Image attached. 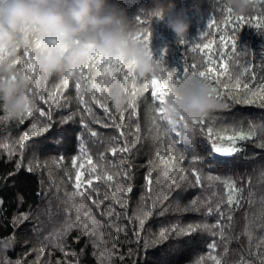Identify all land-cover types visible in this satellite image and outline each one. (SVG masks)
Returning <instances> with one entry per match:
<instances>
[{
    "label": "trees",
    "instance_id": "16d2710c",
    "mask_svg": "<svg viewBox=\"0 0 264 264\" xmlns=\"http://www.w3.org/2000/svg\"><path fill=\"white\" fill-rule=\"evenodd\" d=\"M113 2L126 10L128 18L134 26L149 29L151 32L149 47L153 51L155 58L163 61L166 72L172 69L182 72L185 63L189 66V72H191L190 65L195 57L197 66L201 70L209 66L215 68V72L208 73L211 77H215L222 72L223 68L221 65L227 63L233 79L237 75L240 76L241 85L250 79L252 74H255L256 77L253 87L264 83V0H255L256 8L244 15H239L232 10L229 11V8L225 6L224 0H171L173 5L171 14L183 12L191 23L188 33L190 42L196 40L202 43H210V46L205 47L202 52L199 49L196 52H192L190 50V42L185 45L177 43L174 34L167 27V19H153L150 26L138 22L137 17L141 20L144 19L140 9H152L155 7L153 0H113ZM237 17L241 19L237 20ZM210 19H213L214 23L211 28H207ZM204 31H207V36L200 37ZM221 34L227 36L236 35L235 52H232L231 43L229 42L228 46L223 48V54H221V41L219 39ZM165 49L166 52L163 51ZM213 61H215L214 64L212 63ZM246 67L247 70H245ZM219 78L224 82H229L227 76ZM131 80L132 77L127 82L130 90ZM209 82L212 87H216L215 79ZM58 83H60V80L56 77H51L44 81L45 95L48 92L55 91ZM136 83L137 86H141L139 81L136 80ZM151 91L152 89L149 88L137 98L136 115L129 117L131 109H128V111L124 112V120L122 121L123 130L129 134V140H133L138 136L131 151L123 154L129 158L131 164L130 174L132 176L133 191L129 194L131 197L128 201L129 214L139 203L141 196L145 194L144 176L147 173V169L154 167L159 162V158L155 155L158 145L152 139L146 118V110L149 104L153 103ZM228 91L231 92V97L225 95L222 104L229 106L219 107L207 119L211 122L213 117H215V129L228 128L229 130L225 134H231V117L234 115L243 117L242 126L245 130L248 128L249 120L254 124L264 123V108L258 106L259 101L255 105L250 106L233 105L232 101L237 96H243L244 91L242 89L240 91L231 89ZM58 96L61 99L59 106L53 105V117L54 125L64 130L63 147L49 138L54 135L53 130L50 129L49 132L29 137L28 141L24 142L25 148L21 154L19 144L15 142L30 128L31 123L35 122L36 116H28L22 120L0 119V143L7 140L15 149L10 156L6 150L0 148V199L4 201L3 206L0 207V239L9 235H14L15 239L24 236L26 232L24 229L28 228V220L32 218L34 213L31 210L38 209L43 204L49 205L48 207L52 208L55 213L65 215L64 208L66 205L64 201L67 199L66 193L72 191V183L75 179V169L72 168L71 157L79 155L80 141L77 138L83 137L84 143L93 155L94 162L97 151L102 147L99 143L93 144V138L80 124L81 110L84 106L78 103L75 81L70 80L67 88L58 93ZM85 99H90V96L85 95ZM42 106L46 110L49 107L46 104ZM109 107L111 111H115L110 104ZM94 111L97 115H103L102 109L96 106H94ZM69 114L73 116V119L61 124L62 117ZM115 114L117 117L120 115L118 112ZM4 115L5 113L0 110V117ZM137 124L140 127L139 133L136 132L135 126ZM90 126L101 133V138L106 134L118 135L111 128L103 129L98 124ZM260 141H264V130L257 129L256 136L251 140L238 141V146L242 148V151L229 158L235 160L237 167L225 169L213 165L211 168L213 174H235L245 179L251 177L252 191L256 194V203L249 205L247 200L248 185L245 183L243 194L245 198L241 201V206L231 212V221L227 220L228 213L225 212L223 223L228 225L226 233L230 237L226 245L220 242L218 236L213 237L208 233L198 234L199 239L203 241L211 242L213 239L218 241L217 254L223 253L224 248L227 247L228 251L225 258L230 264L241 257L253 261V264H259V257L264 254V245L257 246L260 242V237L264 236V217L261 216L259 203L260 195L264 194V182L259 180V173L261 169H264V148L257 146ZM206 142L205 137L198 135L196 154H200L201 146ZM121 144H123V141H121ZM74 148L76 151H73ZM162 154L166 155V153ZM106 155L110 159H116L110 153ZM150 161L153 163L150 164ZM18 162L21 165L19 169L16 167ZM79 163L80 161L78 160L77 164ZM29 166H31V171L27 170ZM86 169L87 164L85 163V169L82 170L85 172V177H82V179L86 178ZM208 170L205 167V171L207 172ZM69 171L73 172V181L68 178ZM10 172L13 175L9 176L8 173ZM160 172L161 169L156 168L152 174L153 187L157 196L162 191L161 185L164 180ZM157 177L160 178L159 183L155 182ZM191 179V176H189V180L185 181L180 188H174L168 200L163 202V206L168 208L164 217L154 214L153 217L146 221L144 230L141 233L142 238L151 239L158 232L163 221L175 222L178 219L182 224H186L193 221L206 220L209 224H214L217 219H220L216 213L205 216L203 208L199 212L175 211L178 194L181 207L186 205L192 198L199 196L203 199L207 194V189L192 185ZM94 183H100L99 192L101 196L111 194L115 190V186L108 187V185L96 181ZM215 191L221 195H226L222 187H216ZM110 203V201H105V204ZM113 206L116 207L117 211H120L118 204ZM222 207L227 208L228 205L224 204ZM21 212H30L31 215L28 220L20 223L26 225L18 231L20 224L13 227L12 221L13 217L19 216ZM97 218L101 220L102 224H105L102 229L106 233L104 239L111 246L113 243L112 237L117 235L115 227L107 226V218L100 217L98 213ZM249 221H252L253 239L251 243L244 233L245 226ZM115 224H118L123 229L118 233L119 239L116 241L114 249L116 264H160V259L164 255L161 249L166 250L167 244H159L145 251L142 247V241L138 247L136 240L132 238V225H129L123 217L115 220ZM31 228L32 232H34L33 227ZM76 235L78 233L74 230L68 239V244L71 251L80 255V264H98L99 249L94 247L92 242H88L95 238L80 234L79 239H73ZM207 251L206 245L201 244L197 246L195 252H187L177 259L179 264H191L200 254L206 255Z\"/></svg>",
    "mask_w": 264,
    "mask_h": 264
},
{
    "label": "snow or ice",
    "instance_id": "6c2138e0",
    "mask_svg": "<svg viewBox=\"0 0 264 264\" xmlns=\"http://www.w3.org/2000/svg\"><path fill=\"white\" fill-rule=\"evenodd\" d=\"M231 11V9H228ZM237 17V20H240ZM214 23L213 19H210L207 28H211ZM207 31L201 33L200 37L207 36ZM148 33L144 32L141 37L147 40ZM221 41V54H223V48L231 43L232 52L236 51V35L227 36L221 34L219 37ZM190 50L196 52L198 49L202 52L205 47H209L210 43H202L193 40ZM163 63V61H161ZM213 64L215 61L212 62ZM223 71L218 73L217 76L211 77L208 75L210 72H215V68L209 66L201 70L197 66L196 58H193V63L190 65L192 71L189 72V66L185 63L182 72L175 70V79L179 82L185 76L199 75L208 81L215 79L216 87H212V91L216 94L217 99L221 102L225 95L231 97V92L228 90L244 91L243 96H237L232 104H239L243 106L255 105L259 101L258 106L264 108V83L256 85L253 84L256 80L255 74H252L243 85L240 82V76L237 75L233 79L231 73L228 70V64L223 63ZM247 70V67L246 69ZM113 73H120L123 76L124 81L128 85L129 78L131 80V90L127 88L128 102L127 108L121 111H111L109 103L102 98L101 95L90 94L82 83V77H75L72 79L60 80V83L56 85L55 91L48 92L45 95L43 82L37 78L36 91L39 94V108L35 114H29V116H36L35 122L31 123L30 128L25 131L18 141L21 154L25 148V141H28L29 137H35L38 134L49 132L53 130L54 135L49 138L56 144L63 147V129L54 125L53 117V105L59 106L61 99L58 93L67 88L69 81H75V92L78 99V103L84 107L81 110L80 124L93 138V144L99 143L102 147L96 153L95 162L93 161V155L90 149L83 141V137L79 139V155H73L71 157L72 168L75 169L74 181L73 172H68V178L72 183V191L66 193L67 199L64 201L66 207L64 208L65 215L58 222V226H55L47 234L43 236H37L38 248L37 261L35 264H39L40 256L43 255L46 249L58 250L65 256L72 255L73 259L68 264H80L79 255L74 251H70L68 239L74 230L78 235L73 239H79V235L83 234L90 238L93 246L99 249L97 256L98 264H116V253L114 249L116 247V241H118V233L123 229L118 224H115V220L123 217L129 225H132V238L136 240L138 247L142 241V247L146 251L150 247H154L159 244H167V249H161L164 255L160 259V264H179L177 259L179 256L184 255L187 252H195L197 246L204 244L208 249L206 255L200 254L198 258L194 259L191 264H230L225 258L227 254V247L224 248L223 253L217 254L216 249L219 247L217 240L213 239L211 242L203 241L199 239L198 234L208 233L213 237H219L220 242L225 245L228 242V234L226 233L227 224L223 223L225 212L228 213L227 220L231 221V212L241 206V201L244 197V185H248L247 200L249 205L256 203V194L252 191L251 177L245 179L244 177L236 176L235 174H213L211 170L213 165L228 169L229 167H237L233 157L234 154L242 151V148L238 146V141L251 140L256 136L257 129L264 130V123L254 124L251 120L248 122V128L245 130L242 126L243 117L240 115H234L231 117L232 124L230 125L231 134L226 135L228 128L215 129L214 122L215 117L210 122L208 120L193 121L196 126L198 135L206 138V143L201 146L200 154H196L197 143L194 146H190L184 139V128L169 126L165 119V104L166 98L170 94L166 87H164L160 81L155 83L159 87L153 88L151 91V97L153 103L149 104L146 110V118L149 123V132L152 135V139L158 145V149L155 155L159 158V162L154 167H149L147 173L144 176L145 194L141 196L139 203L133 209L131 214L128 212V201L131 198L129 196L133 191L131 184L132 176L130 174L131 164L129 158L125 153L131 151L132 146L136 143L138 136L129 140V134L123 130L122 121L124 120V112L131 109L129 117L136 115L137 98L143 94L144 90L142 86H137L135 77L131 76L123 66L116 65L110 69ZM227 76L229 82L222 81L219 77ZM212 86V85H211ZM85 95L90 96V99L86 100ZM48 105L46 110L42 105ZM94 106L102 109L103 115H97L94 111ZM223 107L229 105L222 104ZM118 112L120 115L117 117L115 114ZM0 119H9L6 115L0 117ZM73 119V116L62 117L60 123L64 124ZM181 119H183L181 117ZM100 125L103 129L111 128L116 134H106L101 138V133L90 125ZM136 132L139 133V124L136 126ZM123 141V144H121ZM225 141H227L225 143ZM258 147L264 148V141H260L257 144ZM0 148H3L11 156L15 151L14 147L5 140L0 143ZM73 151H76L74 148ZM107 153H110L112 157L116 159H110L107 157ZM119 153V155H118ZM166 153V155L162 154ZM247 158V157H246ZM62 160V157H61ZM80 161L77 164V161ZM85 163L87 164L86 178ZM150 164L153 162L150 161ZM20 163L18 162L16 167L19 169ZM205 167L209 170L206 172ZM156 168H160V175L164 177L161 185L162 191L159 196L154 191V181L152 178L153 171ZM31 171V166L27 169ZM9 176L13 173H8ZM191 176V183L194 186H200L208 190L207 194L201 199L199 196L192 198L186 205L181 207L179 194L176 198L175 211L178 212H199L201 208L204 210V215L208 216L213 213L218 214L220 219H217L216 223L209 224L205 221H193L186 224H182L178 219L175 222L163 221L162 226L158 232L151 238H142L141 233L144 230L146 221L153 215L164 217L168 208L163 206V202L167 201L169 195L174 188H180L181 185L189 180ZM259 180L264 182V169H261L259 173ZM102 182L108 187L115 186V190L111 194L100 195L99 188ZM156 183L160 182V178H156ZM222 187L226 195H221L215 191L216 187ZM22 199V198H21ZM105 201H110V204H105ZM259 203L261 206V216L264 217V194L259 197ZM4 201L0 199V207H2ZM118 204L120 211L116 210L113 205ZM227 204V208H223L222 205ZM103 206V207H102ZM95 210V211H94ZM75 213V215H73ZM97 213L100 217L107 218V226L115 227L117 235L112 237L113 243L109 246L108 241L104 239L106 233L102 231L105 224L101 223V220L97 218ZM30 212H21L19 216L13 217V227L23 223L30 217ZM115 218V219H114ZM34 232H39V228H34ZM245 235L248 237L251 243L253 239L252 221L245 226ZM111 236L110 233H108ZM27 243V241H25ZM15 244L14 235L6 236L0 239V264H23V261L16 260L11 261L7 257V250ZM264 245V236L260 237L258 247ZM95 254V253H94ZM57 264H61L57 261ZM231 264H253V261L246 260L241 257L239 260L231 262ZM259 264H264V254L259 257Z\"/></svg>",
    "mask_w": 264,
    "mask_h": 264
},
{
    "label": "clouds",
    "instance_id": "9594fccd",
    "mask_svg": "<svg viewBox=\"0 0 264 264\" xmlns=\"http://www.w3.org/2000/svg\"><path fill=\"white\" fill-rule=\"evenodd\" d=\"M153 3L152 9H140L144 19L137 17L138 22L150 26L153 19H167L177 43L188 44L187 16L171 14V0ZM224 3L239 15L256 8L255 0ZM144 32L147 40L141 37ZM150 37L149 29L134 26L113 0H0V110L16 120L35 114L37 78L51 77H82L90 94H102L114 110H124L128 85L120 73L110 71L121 65L144 91L159 87L156 81L167 88L165 119L169 126H183L185 141L194 146L198 132L193 121L209 119L222 102L199 75L177 82L175 69L166 72L155 58Z\"/></svg>",
    "mask_w": 264,
    "mask_h": 264
},
{
    "label": "rangeland",
    "instance_id": "374dc122",
    "mask_svg": "<svg viewBox=\"0 0 264 264\" xmlns=\"http://www.w3.org/2000/svg\"><path fill=\"white\" fill-rule=\"evenodd\" d=\"M49 205L43 204L38 209L33 211L32 218L28 220V228L24 229L25 235L15 239V244L7 250V257L11 261L21 260L23 264H35L37 261L38 240L37 236H43L47 234L55 226H58V222L64 215L55 213ZM26 224H20L18 231L24 228ZM39 228V232H32V228ZM29 230V232H28ZM32 238H31V236ZM27 241V243H25ZM88 242H91L90 240ZM71 251V250H70ZM80 258V255H79ZM73 259L72 255L65 256L58 250L46 249L42 256H40L39 264H57L60 261L61 264H68Z\"/></svg>",
    "mask_w": 264,
    "mask_h": 264
}]
</instances>
